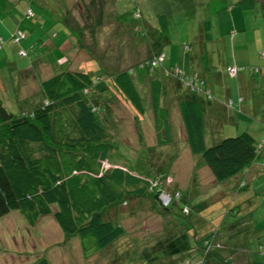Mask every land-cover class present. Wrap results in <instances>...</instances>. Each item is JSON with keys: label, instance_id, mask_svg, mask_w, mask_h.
<instances>
[{"label": "rangeland", "instance_id": "rangeland-1", "mask_svg": "<svg viewBox=\"0 0 264 264\" xmlns=\"http://www.w3.org/2000/svg\"><path fill=\"white\" fill-rule=\"evenodd\" d=\"M88 1L0 0V99L15 111L20 107L16 99L27 97L23 104L30 110L42 101V79L59 69L90 72L96 82L84 98L99 104L98 120L107 127L114 145L104 168L120 165L140 172L150 178L149 189L126 195V203L120 200L104 209L105 217L118 220L124 233L87 257L78 236H66L52 214L40 216L34 225L17 209L0 215V264H32L41 258L51 264H184L190 260L189 245L202 237L211 245L223 244L221 253L226 256L231 247L248 250L253 264H264V249H259L264 242V176H254L253 183L242 170L224 181L215 180L201 154L189 148L179 96L160 98L169 110L170 135L163 142L156 138L148 91L142 92L137 83L145 98L146 110L141 114L113 90L112 81L114 73L124 67L131 66L135 76L152 71L145 61H151L161 49L168 54L172 51L173 61L178 56L182 60L185 51L187 61H213L221 70V61L234 58L264 61L260 54L264 50V0H90V5ZM97 5L103 12L99 29L92 26ZM108 11L112 17L106 15ZM162 13L165 26L159 18ZM153 25L160 32L156 40L151 39ZM75 37L77 41L72 40ZM70 41L76 42L60 60L54 51L68 47ZM43 53L46 58L50 53L56 61L41 64L36 58ZM169 58L163 57L165 61ZM214 84L218 98L221 92ZM180 85L179 94L188 97L187 89ZM261 98L262 93L257 92L249 117L240 118L238 124L222 119V108L215 103L216 109L206 113L205 144L238 134L248 125L264 128ZM161 173L165 175L162 187L169 196L165 202L161 192L162 203L149 192L158 189ZM243 179L248 184L239 187ZM248 188L251 195L247 196ZM174 190L180 195L172 200L175 194L170 191ZM242 197L246 199L242 201ZM238 255L235 264L243 262Z\"/></svg>", "mask_w": 264, "mask_h": 264}, {"label": "trees", "instance_id": "trees-1", "mask_svg": "<svg viewBox=\"0 0 264 264\" xmlns=\"http://www.w3.org/2000/svg\"><path fill=\"white\" fill-rule=\"evenodd\" d=\"M159 18L161 26H165V15L159 14ZM131 68L114 73L113 90L142 114L146 110L145 98L137 83L140 82L142 92L146 87L142 86L139 75L132 74ZM95 82L88 71L60 69L41 80L44 98L31 110L13 111L0 99V215L17 209L28 224L34 225L40 216L52 214L66 236H78L85 257L104 249L124 233L118 220L105 217L104 209L120 200L126 203V195L143 194L151 183L148 176L128 167L104 168L114 145L107 127L98 120L99 104H91L84 98V93H88ZM180 84L196 93L182 80ZM201 85H206L204 79ZM150 87L156 138L166 142L170 125L169 110L160 103L162 81L153 79ZM196 94L213 99L211 89L209 95ZM204 109L201 101L190 95L182 101L181 117L191 152L201 154L215 180L224 181L264 157L262 139H256L248 130L206 145ZM164 176L162 174L161 183L156 184L157 190H149L161 203V192H167L162 187ZM246 183L245 179L239 181V187ZM170 194H175L173 200L180 191H170ZM195 241L194 245H189L188 264H235L238 254L243 259L239 264L254 263L248 250L231 247L230 256H226L221 253L223 244L212 246L205 237ZM215 246L222 249L217 250ZM183 249H188V242ZM226 249L229 252V246ZM259 249H264V242H260ZM32 264L51 263L41 258ZM256 264L262 263L257 261Z\"/></svg>", "mask_w": 264, "mask_h": 264}, {"label": "crops", "instance_id": "crops-1", "mask_svg": "<svg viewBox=\"0 0 264 264\" xmlns=\"http://www.w3.org/2000/svg\"><path fill=\"white\" fill-rule=\"evenodd\" d=\"M90 3L91 1L89 0L88 4L90 5ZM97 6H96V9L92 13V17H93L92 26H95L99 29V25H101L99 22V19L101 20L103 19V12H102L101 7L99 5ZM109 12L110 11H108L106 15L109 17L110 16L112 17V15L109 14ZM32 24H33V21H32ZM49 30L50 29L48 28L46 31H49ZM44 32L45 31L42 28V34H44ZM150 32L151 34L153 33V35H155L154 37L151 36L152 40H156L155 37L157 34L160 35L157 25H153V28L150 29ZM77 39L78 37H75V39H72V40L77 41ZM76 41H70L68 47L58 48L56 52L54 51L55 55H57V57L60 58V60L65 59L67 57V54L69 53V48H71L75 44ZM46 42L48 43V45L50 44L49 38H46ZM80 45L82 46V44H77V46H80ZM157 51L158 50L150 52L151 54H149V56L152 55V53L157 52ZM164 52H165V57L167 55L170 57L168 61H165L163 59L160 63H158L157 65L153 67L154 69L152 71H148V73L146 74L142 72H139L140 74L137 73L139 74L138 76L139 79L142 80V83H144V85H146L145 87H146V90L148 91V94L151 89L150 87L151 81L153 79H157V80L162 81V90H163L162 97L163 95L165 96V94H167L166 96L169 98L179 96L181 100L184 99L183 96L179 94V91L181 88L180 77L179 75L170 71L176 65L180 68L181 72H191V71L197 72L198 75L206 81L205 86L213 91V99L207 100L206 98L203 97V95L201 96L189 90L187 91L184 89V91L186 92V95L188 96L191 95L201 101L202 107L205 108L204 109L205 118H206V115H207L206 113L208 112L209 108L216 109V106L214 105L216 103L218 108L219 107L222 108V119L224 118L225 120L227 119L230 122L238 124L240 121V118L247 117L249 113H251L250 111L253 110L254 104H255L254 97L257 95V92L262 93V98L260 99L259 105L262 104V108L264 110V93H263L264 92V61H244L242 59L234 58V60L232 59V61L231 60L221 61L220 62L222 64V70H221L219 69L220 64H215L213 61H187L185 51H183L182 53V60H179V56H178L177 60L175 61L171 59L173 57L172 51L170 52V54H168L167 51H164ZM49 55L46 58L47 53H43L41 55H38L36 60L40 61L41 59L40 61L41 64L47 61H56V59H53L52 56L49 57ZM43 57L46 58V61L44 62H42L43 60H45L43 59ZM233 64L238 65L240 68L235 75H229L226 71V68L228 65H233ZM101 67L104 68L102 65ZM129 67H124V68H129ZM104 71L106 74L109 73L105 69ZM221 76H222V82L220 81ZM145 81L147 83H145ZM2 82H3V78L0 79V83ZM214 83H216L217 88L221 92V96L218 98L214 92V89H215ZM42 93L43 91L39 93V97L40 95L42 96ZM43 96H44V93H43ZM43 96H42V100L44 98ZM229 99L233 100L232 102L233 104L228 103ZM26 100H29V99L27 97H20V98L18 97V100L16 99V101L20 102V107H18V109L15 111H25L26 109L23 103ZM162 105L167 107V105L165 104H162ZM246 130L250 131L251 134L256 139H259L261 136L264 135V128L258 129L254 126L248 125ZM164 138H166V136ZM263 159L264 157H261L258 161L253 162L249 167L243 170L244 173H246V177H249L253 181V183H254V176L256 175L258 177L264 176V166L262 165V161H264ZM247 184L248 182L246 183V185ZM256 188H257V185L254 187L252 186L253 191H255ZM247 192H250L247 194V196L251 195L250 188L247 189ZM247 196L246 198H248ZM246 198L242 197L240 199H242L243 201Z\"/></svg>", "mask_w": 264, "mask_h": 264}, {"label": "built area", "instance_id": "built-area-1", "mask_svg": "<svg viewBox=\"0 0 264 264\" xmlns=\"http://www.w3.org/2000/svg\"><path fill=\"white\" fill-rule=\"evenodd\" d=\"M260 54H261V57H264V50L261 51ZM164 55H165L164 51H159L156 55H154L151 61H145V63L147 64L148 67L152 68L157 63H159V61L163 59ZM141 65L143 66V63H141ZM239 68L240 67L238 65H234V64L228 65L226 68V71L229 75H235L237 71L239 70ZM170 71H172L173 73L177 75L180 74V79L182 80V82L186 84L187 86H189L191 90L195 91L196 93H206L207 95H209V88L201 85V83L203 82V79L198 75L197 72H192V73L181 72L178 66H174L173 69H171ZM232 102L233 100L229 99L228 103L232 104ZM261 144L262 145L264 144V137L261 140ZM162 193L164 194V200L166 202L169 196L165 192H162ZM162 199H163V196H162Z\"/></svg>", "mask_w": 264, "mask_h": 264}]
</instances>
